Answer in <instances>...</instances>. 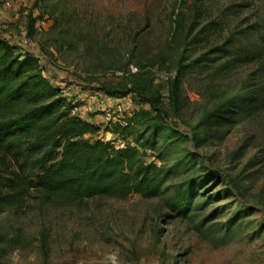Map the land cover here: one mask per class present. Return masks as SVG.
<instances>
[{
    "label": "rangeland",
    "instance_id": "1",
    "mask_svg": "<svg viewBox=\"0 0 264 264\" xmlns=\"http://www.w3.org/2000/svg\"><path fill=\"white\" fill-rule=\"evenodd\" d=\"M5 1L0 35L29 27L47 77L118 102L170 174L155 197L0 203V264H264V0Z\"/></svg>",
    "mask_w": 264,
    "mask_h": 264
},
{
    "label": "trees",
    "instance_id": "2",
    "mask_svg": "<svg viewBox=\"0 0 264 264\" xmlns=\"http://www.w3.org/2000/svg\"><path fill=\"white\" fill-rule=\"evenodd\" d=\"M29 35L30 29L28 27ZM218 50L228 53V49ZM145 84L137 90L145 93ZM108 95L124 96L109 88ZM73 105L58 86L42 73L38 59L0 35V156L17 168L3 179L0 203L20 207L31 191L51 206H66L105 195L125 198L130 194L155 197L169 176L144 151L154 149L152 138L130 137L136 124H107L106 131L121 136L119 147L98 136L101 125L72 113ZM185 195H176L169 206L181 209Z\"/></svg>",
    "mask_w": 264,
    "mask_h": 264
},
{
    "label": "built area",
    "instance_id": "3",
    "mask_svg": "<svg viewBox=\"0 0 264 264\" xmlns=\"http://www.w3.org/2000/svg\"><path fill=\"white\" fill-rule=\"evenodd\" d=\"M6 7L12 6L11 0L5 1ZM19 39L20 44L22 47H24V50L22 48V51H28L29 53L33 54L38 59V64L42 68V73L44 76L47 77L45 74V70L42 67L41 63V55H37L36 53H32V50L35 48L34 41L31 39L28 29L26 27H22L19 30ZM137 68H135L133 65H129V71L135 72ZM110 75V74H109ZM116 75L121 76V72H117ZM166 78V76H164ZM60 91V94L65 97L68 101L71 102L73 105L72 113L76 114L80 117L87 118L88 112L92 111V108H97L101 112V116L104 121L107 123H118L120 125H124L125 119L124 116H120L119 113L121 111V107L118 102H115L113 105L111 103L105 102L99 98V95L97 92L94 91H85L82 89H79L77 87H73L70 84H67L64 81H60L58 83H55ZM116 114V115H115ZM102 139H104L103 136H101ZM112 139L115 145L119 147H123L125 145V140L117 135L114 134Z\"/></svg>",
    "mask_w": 264,
    "mask_h": 264
},
{
    "label": "crops",
    "instance_id": "4",
    "mask_svg": "<svg viewBox=\"0 0 264 264\" xmlns=\"http://www.w3.org/2000/svg\"><path fill=\"white\" fill-rule=\"evenodd\" d=\"M55 83H58V82H55ZM90 119H92V118L90 116H87V120H90ZM98 124H101V123H98Z\"/></svg>",
    "mask_w": 264,
    "mask_h": 264
}]
</instances>
